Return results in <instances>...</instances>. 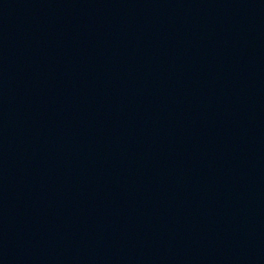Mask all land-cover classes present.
I'll use <instances>...</instances> for the list:
<instances>
[{
    "label": "water",
    "instance_id": "obj_1",
    "mask_svg": "<svg viewBox=\"0 0 264 264\" xmlns=\"http://www.w3.org/2000/svg\"><path fill=\"white\" fill-rule=\"evenodd\" d=\"M0 264H264V0H0Z\"/></svg>",
    "mask_w": 264,
    "mask_h": 264
}]
</instances>
